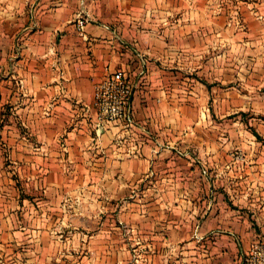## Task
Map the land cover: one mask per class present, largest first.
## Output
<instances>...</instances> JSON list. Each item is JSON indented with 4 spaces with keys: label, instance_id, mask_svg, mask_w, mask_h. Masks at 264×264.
<instances>
[{
    "label": "crops",
    "instance_id": "crops-1",
    "mask_svg": "<svg viewBox=\"0 0 264 264\" xmlns=\"http://www.w3.org/2000/svg\"><path fill=\"white\" fill-rule=\"evenodd\" d=\"M119 69L133 121L97 134ZM210 110L264 112V0H0V264H237L264 239V141L204 137Z\"/></svg>",
    "mask_w": 264,
    "mask_h": 264
},
{
    "label": "rangeland",
    "instance_id": "rangeland-1",
    "mask_svg": "<svg viewBox=\"0 0 264 264\" xmlns=\"http://www.w3.org/2000/svg\"><path fill=\"white\" fill-rule=\"evenodd\" d=\"M233 52H234L236 57L237 56L241 57L243 54V52H241V50H239V49L238 50L236 49V51H233ZM222 54H223V52H222ZM238 66H240V65L238 64ZM226 69H227V71H226ZM229 69H231V71L233 72V71H236L238 68L236 69V67L234 65H230V66L222 65V72L223 73L228 72ZM145 74H146V69H143V72L141 75L144 76ZM237 100H238V97H237ZM199 118L203 121V128L200 129V132H202V135L208 139H213V138L214 139H255V138H257V139H259V141H264V138L257 131V129H259V131H261V127L256 124V121H258V119L262 118L264 120V112L263 113L262 112H255L252 114L251 112L228 113V112H222V111L214 112V111L210 110V111L205 112V113H200ZM252 118H254V119H252ZM189 122H192V121L189 120ZM230 122H231V124L233 123L235 125L234 129L232 128V126L229 125ZM191 125L196 126V123L193 122ZM193 126H190L188 128H184L183 132L181 133V136H185L186 132H189V134H190L189 137L195 136L197 131L195 130V128H192ZM256 133H258L259 136H257ZM242 152L243 151L240 150L239 148H230L229 147L226 149V152L224 153V155H226V154L233 155L236 153L238 155L237 156L238 159H243L244 155L242 154ZM195 162H197V161L195 160ZM195 164H198V162ZM262 187L264 189V184L262 185ZM139 194H142V193H139ZM154 194H156V193H154ZM161 194H163V193H160V195ZM136 197H138V195L135 193H133V194L128 193V192L125 193V200L126 201H130ZM147 197H149V199H150L149 201H152L151 198L154 197V195H153V193H148ZM130 210H132V208H130ZM145 210H147V208ZM197 210L198 209H193L190 212H192V214H196ZM205 210L206 209H203L202 213ZM173 215H175L174 212H173ZM192 226H193V224L191 225V227ZM126 229H127V231H129L128 233L130 234V230H129L128 226L126 227ZM128 236L129 237H127V239H128L129 246L132 247L130 252H129V256L131 255L132 263L133 262L138 263L137 260L140 257L138 255V251L136 250L137 244L136 243L134 244L135 241L133 238H131L130 235H128ZM260 240L262 242L264 241V239H260ZM255 241L256 240L252 241V243ZM189 242H190L189 251H199L204 247V245H207V241L196 239V236L193 237ZM252 243H251V245H252ZM196 253H194V255H196ZM246 253H244L243 256L238 257L237 260H239V262H237V264H241L242 258L246 255ZM65 258H67V256ZM67 259H69V258H67ZM77 259H78V257H76V258L74 257V258H71L70 261L69 260H67V261H69L70 264H72V263L76 264L79 262V261H77ZM191 264H197L196 260H194Z\"/></svg>",
    "mask_w": 264,
    "mask_h": 264
},
{
    "label": "built area",
    "instance_id": "built-area-1",
    "mask_svg": "<svg viewBox=\"0 0 264 264\" xmlns=\"http://www.w3.org/2000/svg\"><path fill=\"white\" fill-rule=\"evenodd\" d=\"M88 17L80 13L76 20L79 34L84 35ZM134 84L125 70L110 73L98 82L94 92V122L97 134L111 123L129 124L133 121L132 96ZM241 264H264V241L256 240L242 258Z\"/></svg>",
    "mask_w": 264,
    "mask_h": 264
},
{
    "label": "trees",
    "instance_id": "trees-1",
    "mask_svg": "<svg viewBox=\"0 0 264 264\" xmlns=\"http://www.w3.org/2000/svg\"><path fill=\"white\" fill-rule=\"evenodd\" d=\"M256 135L259 136L258 133H256Z\"/></svg>",
    "mask_w": 264,
    "mask_h": 264
}]
</instances>
